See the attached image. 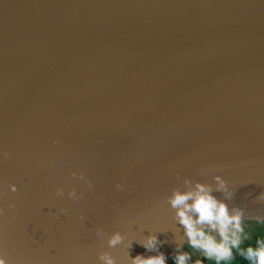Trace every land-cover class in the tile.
Returning a JSON list of instances; mask_svg holds the SVG:
<instances>
[{"label":"water","instance_id":"obj_1","mask_svg":"<svg viewBox=\"0 0 264 264\" xmlns=\"http://www.w3.org/2000/svg\"><path fill=\"white\" fill-rule=\"evenodd\" d=\"M217 175L264 207V0H0L6 264H131L149 235L170 264L167 197Z\"/></svg>","mask_w":264,"mask_h":264},{"label":"clouds","instance_id":"obj_2","mask_svg":"<svg viewBox=\"0 0 264 264\" xmlns=\"http://www.w3.org/2000/svg\"><path fill=\"white\" fill-rule=\"evenodd\" d=\"M4 156L7 157L8 153H4ZM71 176L76 178L77 173L72 172ZM179 178L180 174L177 173V179ZM79 179H85L83 173L79 174ZM214 180L216 191L223 193L222 199L213 195L212 185L199 181L193 182L187 177L184 178L186 190L181 191L179 187L173 188L171 195L167 197L168 204L175 210V219L183 227L184 236L187 238L183 244L176 245V254L173 257L175 264H188V261L192 259L188 252L182 250L185 244L200 251L204 260L215 261V264L231 261L233 249L239 250L240 255L249 261V264H264V239L258 240L256 247L249 246L241 249L242 242L247 239L243 226L246 214L255 211L256 214L251 218L264 221V207L251 211H246L245 207H230L226 201L232 198L233 193L228 189L227 182L219 175L215 176ZM87 183L89 187L92 186L90 179ZM117 187L122 189L121 185ZM10 189L16 192L17 186L11 184ZM64 194L63 188L56 190L57 196L62 197ZM67 195L73 201L83 198V193L77 195L75 187L71 188ZM8 207L14 208L15 204L11 203ZM3 212L4 209L0 208V214ZM97 235L103 236V230H98ZM123 239L117 231L108 237L107 244L110 248H115L123 242ZM140 243L145 249L155 251L156 254L151 256L138 254L134 258L129 255L131 264H167L165 253L159 251L158 245L161 241L157 236L149 235ZM98 258L101 264H116V258L109 252H101ZM204 260H197L194 264H204ZM0 264H6V259L2 256H0Z\"/></svg>","mask_w":264,"mask_h":264},{"label":"trees","instance_id":"obj_3","mask_svg":"<svg viewBox=\"0 0 264 264\" xmlns=\"http://www.w3.org/2000/svg\"><path fill=\"white\" fill-rule=\"evenodd\" d=\"M244 232L247 239L242 242L241 249H246L249 246L256 247L257 241L264 239V222L252 223V226L244 228ZM204 264H215V261L204 260ZM222 264H249V261L240 255L239 250L233 249V259L229 262H222Z\"/></svg>","mask_w":264,"mask_h":264},{"label":"rangeland","instance_id":"obj_4","mask_svg":"<svg viewBox=\"0 0 264 264\" xmlns=\"http://www.w3.org/2000/svg\"><path fill=\"white\" fill-rule=\"evenodd\" d=\"M252 223H257V222L253 221V220H244L243 221V226H244V228L247 227V226H252ZM217 239H219V238L217 237ZM189 254L192 256V259L188 261V264H194L195 261L201 260V259L204 258L202 253L200 251L196 250V249H193V253L189 252ZM172 264H175V261Z\"/></svg>","mask_w":264,"mask_h":264},{"label":"bare ground","instance_id":"obj_5","mask_svg":"<svg viewBox=\"0 0 264 264\" xmlns=\"http://www.w3.org/2000/svg\"><path fill=\"white\" fill-rule=\"evenodd\" d=\"M248 190H249V189H241V190H237V192H239V193H237V196H240V195L242 194V198L245 197L244 195H246L247 193H249ZM234 193H236V191H235ZM242 198H239L238 201H241ZM233 201H234V200H233ZM235 202H236V201H235Z\"/></svg>","mask_w":264,"mask_h":264},{"label":"flooded vegetation","instance_id":"obj_6","mask_svg":"<svg viewBox=\"0 0 264 264\" xmlns=\"http://www.w3.org/2000/svg\"><path fill=\"white\" fill-rule=\"evenodd\" d=\"M183 251H186V252H191V253H193V248H189L186 244H185V246H184V248L182 249ZM174 257V256H173ZM174 262V258H172L171 259V262H170V264H172Z\"/></svg>","mask_w":264,"mask_h":264}]
</instances>
